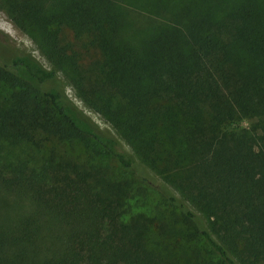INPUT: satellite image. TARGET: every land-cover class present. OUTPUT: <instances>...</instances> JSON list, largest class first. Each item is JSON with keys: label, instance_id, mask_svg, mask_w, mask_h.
Masks as SVG:
<instances>
[{"label": "trees", "instance_id": "obj_1", "mask_svg": "<svg viewBox=\"0 0 264 264\" xmlns=\"http://www.w3.org/2000/svg\"><path fill=\"white\" fill-rule=\"evenodd\" d=\"M0 8V264H264V0Z\"/></svg>", "mask_w": 264, "mask_h": 264}, {"label": "rangeland", "instance_id": "obj_2", "mask_svg": "<svg viewBox=\"0 0 264 264\" xmlns=\"http://www.w3.org/2000/svg\"><path fill=\"white\" fill-rule=\"evenodd\" d=\"M0 41H8L11 43L15 49L18 52H23L26 54H29L32 56L36 61H38L44 68L50 69V63L47 61L45 56L41 53V51L38 49V47L33 43V41L28 38L22 31H20L11 21L8 14L0 8ZM61 80H65L59 75ZM64 90L65 94L69 97L71 102L101 131H104L105 133L110 134L111 136L118 139L123 147L130 152V149L128 146L120 139V137L117 135L116 131L111 127L110 124H108L104 119H102L96 112L88 108L82 100L79 98V96L75 93V91L71 88L70 85L64 84ZM250 121L243 120L240 124L241 127H249ZM18 153L16 150L14 154ZM2 161H11L12 157L9 155H4L1 159ZM111 169L116 174H122L123 177L128 178L129 176H124V172L120 169H118L117 166L114 167V165L111 164ZM148 174L156 180L159 184H163V181L160 177L156 176L151 170L146 169ZM135 186H138V183L135 184ZM171 190V189H170ZM172 191V190H171Z\"/></svg>", "mask_w": 264, "mask_h": 264}]
</instances>
